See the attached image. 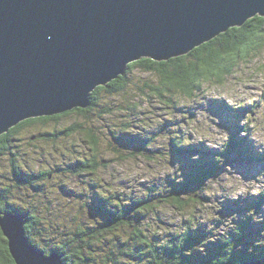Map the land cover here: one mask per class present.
<instances>
[{"label":"rangeland","instance_id":"rangeland-1","mask_svg":"<svg viewBox=\"0 0 264 264\" xmlns=\"http://www.w3.org/2000/svg\"><path fill=\"white\" fill-rule=\"evenodd\" d=\"M250 18H245L238 26L246 23ZM249 52L250 56L239 62L234 73L222 83V86L216 85L217 82L212 85L203 83L199 95L182 97L181 110L170 115L168 118L171 119L167 121H163L164 116L161 115L159 108L161 104L157 101L138 104L139 108H134V102L130 98L134 94L129 90L126 94L109 97L114 107L110 108L111 113L107 119L101 118L104 116L99 114L98 108L96 113H91L88 117L73 113L42 126L43 129L52 130L57 134L44 136L45 138L42 139L29 138V136L37 135V129L34 126L26 127L19 131L16 141L9 143V146L0 147L4 148L0 150L2 152L0 154V184L8 190L13 203L28 212L56 213L55 216L64 220L72 218L73 213H79L85 219V215H88L87 210L84 206L82 208L80 206L83 200H86V196L94 193L95 190L90 192L92 183L102 184L103 187L110 185L116 188L123 198L144 193L149 185L160 190L161 185L167 186L168 182L172 181L171 178L177 177L174 172L178 171L180 175L184 170L186 172L191 162L189 160L199 159L200 155L197 152L202 151L205 158L211 157L219 164L214 173V179L207 181L199 188L204 197L195 202V207L193 204L191 209L180 212L170 206L164 208L160 206L159 213L151 214L149 218L146 216V218H139L137 221L155 222V230H162L159 234H155V243H163L165 234L169 237L175 233L189 232L196 235L209 231L208 234L205 232V235H202L203 240L207 239L204 247L199 248V252L203 255L209 247L208 242L214 246L227 240L231 233H235L236 228L243 221L242 218L248 216L247 219H250L246 230H260L259 228L264 224V46L260 47L257 53L253 50ZM135 72L137 76H141L133 77V80L144 79V74L138 68ZM248 103L252 106L256 105L252 120H248L245 112L236 110ZM129 107L131 110L128 109ZM235 111H241V114L238 115ZM116 114L120 116L122 114L125 120L131 123L129 127L117 130L124 136L126 142L121 145L119 154L113 153L107 146L108 138L111 136L106 129L108 125L116 124L114 120L119 118ZM133 118L138 124L135 123L132 127ZM143 118L148 124L139 123L141 119L143 122ZM109 119L112 121L109 122ZM160 120L164 124L159 123ZM74 121L82 124V127L90 124L96 127L97 158L100 160V170L96 174V179L87 180L83 177L79 180L73 176V172L67 171L63 164L65 156L91 155L86 147L87 143L81 141L83 133L74 129L75 133L64 134L65 128L71 130L70 126ZM235 126L241 127L238 138L235 136V140L238 143L243 141L248 149L242 151L239 148L238 153L236 152L238 145H235L228 156H215L214 153L221 150L220 146L226 142L227 138L235 134ZM160 127L164 128V133L168 136L164 133L159 135L150 146L154 150L153 153L147 152V155L156 154L155 157L158 158H142L141 154L132 152L141 145V142L136 143L131 138L139 136L143 139L145 135L149 136L153 132L152 138H154V134ZM178 140L184 143H179ZM170 142L179 143L180 149L192 147L198 150L192 154H178L177 151L174 153L169 145ZM8 149L16 159L14 170H12L10 156L7 154ZM168 152L172 153L169 155ZM47 169L50 171L49 179L40 180L32 177V174ZM12 172H18L20 176H13ZM157 183L158 185L155 186ZM143 184L146 186L143 187ZM80 193H83L81 197ZM259 198L262 202L258 206H252L251 204ZM225 219L227 220L223 221ZM68 221L74 223L72 219ZM58 222L61 223L60 220ZM156 222H159L161 227L157 228ZM262 230L260 233L264 234V229ZM249 238L250 235L244 240ZM261 241L263 239H259V242ZM240 244L247 247L243 242L236 243L234 247L236 254L239 251H250L241 249ZM253 246L254 244L251 245Z\"/></svg>","mask_w":264,"mask_h":264},{"label":"trees","instance_id":"trees-1","mask_svg":"<svg viewBox=\"0 0 264 264\" xmlns=\"http://www.w3.org/2000/svg\"><path fill=\"white\" fill-rule=\"evenodd\" d=\"M262 46H264V16L255 15L241 26L229 27L214 38L194 47L186 54L161 61L150 57H142L131 61L127 64L126 71L123 74L118 75L106 85L97 86L90 93V104L88 106L74 107L53 115L23 120L7 132L0 134V147L3 145L9 146V143L16 141L19 131L21 132L26 127L34 126L37 129V135L29 136V138L40 137L39 139H42L57 135L52 130L47 131L45 128L44 130L42 126L52 120L57 121L73 113L88 117L91 113H96V108H98L99 114L104 116L101 118L107 119L111 113L110 108L114 107V105H111L109 97L126 94L129 90L134 94V96H130L134 102V108H139V105L147 102L157 101L158 104H161L159 108L161 115L164 116L163 121H167L171 119L168 118L170 115L181 110L180 99L182 97L199 95L203 83L212 85L217 82L216 85L222 86V83L234 73L239 62L250 56L249 51L253 50L257 53ZM136 68L144 74V79L133 80V77L141 76H137L136 72L134 73ZM248 104L236 110L245 112L248 115V120H252L256 105L249 104L248 106ZM120 108L122 109V106ZM120 111L118 110V112ZM231 111L234 110L231 109ZM241 111H235V113L239 115ZM116 115L119 117L114 120L116 124L113 126L108 125L106 129L111 136L108 138L109 143H107V146L113 153L117 152L119 154L121 145L126 142L124 136L117 130L129 127L131 123L126 121L122 114L121 116ZM111 121L109 119V122ZM88 122L91 123L90 120ZM161 122L160 120L159 123ZM135 123L138 124L136 119L133 118L132 127ZM139 123L148 124L144 118L143 122L141 119ZM70 127L71 130L65 128L64 134H73L76 131L74 129H77L81 134L83 133L81 141L87 143L86 147L91 155L87 157L64 155L63 164L66 166L67 171L73 172V176H76L79 180H82L83 177H86L87 180L96 179V174L100 170V160L97 158L98 138L95 136L96 127L93 124L82 127V124L77 121H74ZM238 127L235 126V134L233 133L232 136L227 138L226 142L220 146L222 147L221 150L214 153L215 156H228L235 145H238L236 149L238 153L239 148L242 151L248 149L243 141L238 143L235 140V136L238 138V131L241 129L240 126ZM131 132L134 133L135 131ZM131 132L129 133L131 134ZM164 132V128L160 127L154 134V138H152L154 132L149 136L145 135L143 139L139 136L131 138L136 143L141 142V145L132 152L141 154L142 158H158L155 157L156 154H150L154 151L150 146H152L153 140L155 141ZM186 140L190 143L188 139ZM178 141L184 143V141L180 142L182 140ZM166 143L168 144L167 141ZM178 144L170 142L172 152L192 154L198 150L186 146L185 149H180ZM0 150H4V148H0ZM147 152L150 153L147 155ZM172 152H168V154L170 155ZM0 154H2L1 151ZM7 154L10 156L12 170H14L16 159L13 158V154H10L9 149ZM197 154L200 155V158L195 161L189 160L191 162L186 172L184 170L181 175L178 171L174 172L177 177L171 178L172 181H169L167 186L161 185L163 189L160 190H156L149 185L146 192L123 198L119 195L118 190L110 187V185L103 187L102 184L92 183L90 192L95 190L94 193H91L88 197L86 196V200H83L80 206V208L85 207L88 215H85L84 219L79 213H73L70 219L74 223L68 221L70 219L64 220L55 216L56 213L28 212L13 203L8 195V190L1 184L0 210L23 214L26 219L24 230L29 244L44 251L45 255L56 252L61 256L64 264H220L227 260L233 263H244L264 258V234L260 233V230L263 231L262 229H264V224L258 231L246 230L250 219L240 222V225L236 228L237 231L231 233L227 240H223L214 246H211L208 242L209 247L204 255L199 252V248L204 247L205 242H207V239L203 240L202 235H205V232L208 234L209 231L200 232L196 235L189 234V232L175 233L169 235V237L165 234L163 243H155V234H159L162 230H155V222L143 223V221H137L139 218L145 216L149 218L151 214L159 213L160 206H163V208L170 206L177 211L185 212L191 209L193 204V207H195V202L204 197L199 188L207 181L214 179V173L219 162L214 161L211 157L210 159L205 158L202 151H198ZM29 168L31 169V167ZM18 174L20 173L12 172L13 176L17 175L19 177ZM49 175L50 171L47 169L32 174V177L45 180L49 179ZM145 186L143 184V187ZM82 195L83 193L79 194L80 197ZM260 199L251 205L258 206L261 202ZM59 220L61 223L58 222ZM137 222L139 223L137 224ZM90 223H93V225H90ZM156 227H161L159 222H156ZM248 235H250V238L244 240ZM259 239H263V241L259 242ZM241 242L247 245V247H243L240 244L241 249L250 251H239L236 254L234 251L235 244ZM253 244L254 246L251 247ZM0 264H16L11 256L8 240L3 234L1 226Z\"/></svg>","mask_w":264,"mask_h":264},{"label":"water","instance_id":"water-1","mask_svg":"<svg viewBox=\"0 0 264 264\" xmlns=\"http://www.w3.org/2000/svg\"><path fill=\"white\" fill-rule=\"evenodd\" d=\"M257 13L264 16V0H0V134L31 117L86 107L129 62L186 54ZM25 222L0 210L15 263L64 264L32 248Z\"/></svg>","mask_w":264,"mask_h":264},{"label":"bare ground","instance_id":"bare-ground-1","mask_svg":"<svg viewBox=\"0 0 264 264\" xmlns=\"http://www.w3.org/2000/svg\"><path fill=\"white\" fill-rule=\"evenodd\" d=\"M233 27H234V26H233ZM213 38H214V37H213ZM163 60H164V59H163ZM165 60H166V59H165ZM129 63H130V62H129ZM125 71H126V70H125ZM31 118H34V117H31ZM28 119H29V118H28ZM25 120H26V119H25ZM10 128H11V127H10ZM10 128H9V129H10ZM236 130H238V129H236ZM260 200H261V199H260ZM261 202H262V200H261ZM245 219L248 220L247 217H246V218H242V220H245ZM32 248L35 249V250H37V251H40V252L45 253L44 251H42L41 249L35 247L34 245H32ZM46 256H48V255H46ZM259 259H260V258H259ZM247 262H248V261H247Z\"/></svg>","mask_w":264,"mask_h":264}]
</instances>
